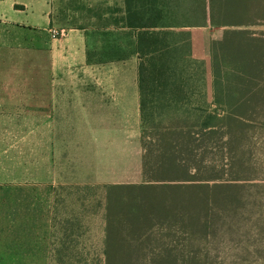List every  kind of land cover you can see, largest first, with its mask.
I'll return each mask as SVG.
<instances>
[{
    "label": "crops",
    "instance_id": "1",
    "mask_svg": "<svg viewBox=\"0 0 264 264\" xmlns=\"http://www.w3.org/2000/svg\"><path fill=\"white\" fill-rule=\"evenodd\" d=\"M214 4L216 13L222 16H264L262 0H214ZM255 21L257 18H252L241 26L207 22L200 26L172 27L174 60L191 66L202 63L204 72L200 77L190 68L184 78L186 86L172 93L162 91V97L157 100L152 97L153 93L148 90L142 93L139 87L140 58L135 51V31L126 23L124 0H0V129H31L29 141L34 145L31 162L37 165L36 180L39 175L45 177L42 182L47 184L54 207L60 203L61 191L66 187L98 189L92 199L102 207V235L84 238L81 219L73 216L57 218L62 234L56 237L49 226V238L103 241L108 233L180 238L181 233L176 231L164 235L154 233L151 229L159 228L148 222H144L142 230L132 232L129 220L107 210L108 205L114 206L119 199H125V193L135 187L151 191V188L161 190L166 183H178L150 180L144 175L142 102L145 109L158 110L159 120L167 126L197 129L200 115L201 118L212 116L208 129L250 123L252 119L247 114L254 108L264 107V88L216 86L214 80L218 77L214 76L211 60L219 54V48L211 42L220 40L228 30H243ZM211 28L222 30L221 35L216 38L210 33L201 52L184 45L192 43V39L184 38L183 34ZM7 43H25L20 46L30 45L32 51L43 52L44 59L33 57L31 63H45V87H7ZM220 78L224 83V76ZM8 112L14 115L8 117ZM172 113L185 120L171 124L176 116ZM2 134L5 140L6 134ZM234 138L223 130L218 137L222 147L215 161L231 162L236 160L235 155L240 157L245 144L239 135ZM39 144H45L41 158ZM50 225H53L51 219ZM100 248L89 254L101 255ZM81 254L86 255V251ZM81 254L75 251L74 256Z\"/></svg>",
    "mask_w": 264,
    "mask_h": 264
},
{
    "label": "rangeland",
    "instance_id": "2",
    "mask_svg": "<svg viewBox=\"0 0 264 264\" xmlns=\"http://www.w3.org/2000/svg\"><path fill=\"white\" fill-rule=\"evenodd\" d=\"M262 2L264 3V0ZM247 27L234 31L241 32V42L245 41L242 43H249L259 52L260 63L253 76L264 78V17L259 16L253 25ZM221 31L218 28L193 30L191 35L183 34L184 38L192 39V43L184 45L193 46L199 53L208 37L212 35L219 38ZM229 31L233 30H228V34L225 33L223 37L232 35L238 38ZM234 38H228L227 43H236ZM22 44L25 43H7V87H45V63H31L33 57L36 60L44 59L41 56L43 52L32 51L30 45L22 47ZM224 71L229 73L227 67H224ZM232 81L233 79H228L223 82L229 86ZM234 82L241 86V80ZM252 82L255 83L253 80ZM9 115L13 116L14 112H8V117ZM247 115L252 120L244 126L246 140L242 141L246 153L240 150L242 159L235 155V161H211L217 164L221 179L240 178L231 181L220 180L225 183L230 181L236 186L213 190L217 191L218 198L224 199V205H218L215 201L219 199L214 197L206 206L207 209L198 208L200 221L199 226L195 225V229L198 226L199 234L197 238L193 237L194 241L188 240L194 243L193 247L190 243L183 244L185 247L178 249L176 255L163 257L164 261L159 264H264V107L254 108ZM30 131L29 127L0 129V264H75V251L80 254L81 251H86V254H89L95 250L99 251L102 247L100 240L84 239L86 236L102 235V207L96 205L92 199L98 194V189L66 187L61 191L60 203L54 207L47 184L42 182L45 177L39 175V180H36L37 165H32L31 162V148H34V145L29 141ZM2 133L6 134L5 140ZM235 133L238 137L237 131ZM206 139L208 140V137ZM37 146L41 158L45 153V144ZM211 158L212 155L209 154V160ZM73 216L81 219L84 238L75 241L49 238V226L58 237L62 234L60 219ZM50 219L53 225H50ZM151 231L159 235L168 233L161 228ZM175 231L181 233L179 229ZM149 248L151 247L129 251L132 255L140 254L138 259L147 264L149 255L146 252L150 251ZM60 252L65 254L64 257ZM152 262L150 260V263Z\"/></svg>",
    "mask_w": 264,
    "mask_h": 264
},
{
    "label": "trees",
    "instance_id": "3",
    "mask_svg": "<svg viewBox=\"0 0 264 264\" xmlns=\"http://www.w3.org/2000/svg\"><path fill=\"white\" fill-rule=\"evenodd\" d=\"M124 1L126 23L135 31V51L140 58L138 65L140 90L142 93L150 91L153 93L152 97L157 100L162 97L160 95L162 91L168 90L172 93L186 86L185 74L191 69L200 77L204 72L202 63L191 66L186 62L174 60L172 27L200 26L206 25L207 22L217 26L227 24L241 26L247 24L252 18L259 17L222 16L216 13L214 0ZM229 33H233L238 38L229 35L211 42L221 52L214 55L211 60L214 76L218 77L214 80L215 85L235 89L264 88V78L253 76L260 63L259 52L254 50L249 43H242L245 42L244 40L241 42L240 31L233 30ZM226 34H228L227 31ZM228 38H234L237 42L230 40L231 43H227ZM224 67H227L229 73L223 72ZM220 75H226L223 81L233 79L232 84L227 86L222 83L221 78L219 79ZM234 80H241V86L237 85ZM201 81L199 79L200 83ZM143 105L145 104L142 102L144 175L150 180L170 183L178 181V183H166L161 190L151 188V191L135 187L134 190L125 193L127 194L125 199H119L114 206L108 205L107 210L108 213L112 211L120 218L129 220L128 226L132 232L142 230L144 222H148L167 230L168 233L179 229L181 234L178 237L180 238H153L145 233L112 236L108 233L107 238L102 241L101 255L81 254L79 257L73 255L75 264H146L141 263L140 258L138 259L139 256L141 257L140 254L132 255L129 251L141 247H151L150 251L146 252L149 255L147 256L148 261L146 260L147 264H159L164 261L163 257L176 255L178 249L185 247L183 244L190 243L193 247L194 243L189 241H192L194 236L197 238L199 234L198 208L205 210L214 197L218 198L217 191L213 192L214 189L236 186L230 181L240 179L237 177L221 179L222 175L219 174L217 164L213 162L222 147L218 137L223 134V130L230 138H237L235 136V131H237L240 140L244 141L246 140L244 126L208 129L207 124L212 123L211 115H204L202 118L200 115V126L197 129L174 124L167 126L159 120L158 110H147ZM172 114L176 116H173L171 124L175 122L179 124V121L185 120L176 113ZM206 137L208 140H205ZM211 138L214 140L209 141ZM209 154L212 155L210 160ZM239 156L241 157L240 154ZM191 171H193L192 174ZM220 180L230 181L225 183ZM221 193L223 197L224 194ZM218 199L214 201L223 206L224 199ZM193 205L195 213H193ZM190 206H192L191 210ZM195 225H198L196 229ZM60 254L62 257L65 255ZM150 260L153 262L150 263Z\"/></svg>",
    "mask_w": 264,
    "mask_h": 264
},
{
    "label": "built area",
    "instance_id": "4",
    "mask_svg": "<svg viewBox=\"0 0 264 264\" xmlns=\"http://www.w3.org/2000/svg\"><path fill=\"white\" fill-rule=\"evenodd\" d=\"M54 34H55V32H54Z\"/></svg>",
    "mask_w": 264,
    "mask_h": 264
}]
</instances>
